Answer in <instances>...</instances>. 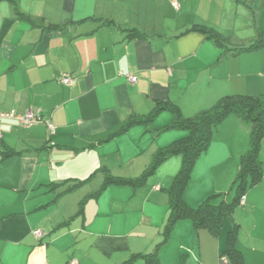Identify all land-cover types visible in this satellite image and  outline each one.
<instances>
[{"label": "crops", "instance_id": "0c3cea01", "mask_svg": "<svg viewBox=\"0 0 264 264\" xmlns=\"http://www.w3.org/2000/svg\"><path fill=\"white\" fill-rule=\"evenodd\" d=\"M231 94L264 95V0H0V112L55 126L0 120V264H146L160 243V264H217L233 230L241 263L264 264V176L217 231L186 217L165 233L181 154L101 191L105 169L136 179L184 134L161 131L169 107L192 117ZM251 127L235 113L217 125L191 207L233 200ZM260 156L264 168V137Z\"/></svg>", "mask_w": 264, "mask_h": 264}, {"label": "trees", "instance_id": "16d2710c", "mask_svg": "<svg viewBox=\"0 0 264 264\" xmlns=\"http://www.w3.org/2000/svg\"><path fill=\"white\" fill-rule=\"evenodd\" d=\"M128 32L129 38L140 35L136 29L128 30ZM253 48L256 46L253 45L245 50L250 51ZM169 109L173 113V119L167 126L162 127L161 131L181 130L184 134H180L179 138L168 146L160 148L145 172L136 179L115 177L105 169V183L101 191L110 184L129 185L131 187L143 184L163 162L174 155L181 154L183 156L182 168L169 188L170 213L168 223L165 226V233L167 234L178 220L186 217L193 219L196 228L207 227L211 231H217L228 219L232 218L236 207L242 205L241 198L246 196L247 190L257 185L264 176L263 162L260 156V144L264 137V95H226L219 99L212 108L199 112L192 117L183 116L178 108L169 107ZM231 113L249 120L252 125L251 145L240 158V170L234 182L235 196L230 202L221 201L218 204L212 202L214 196H211L198 208H193L185 198L186 185L198 157L211 142L217 125ZM154 117L155 113H152L146 115L145 119L138 120L149 124ZM135 121L131 119L125 127L130 126ZM101 191L96 194H100ZM84 204L85 201L82 205ZM236 238V232L233 230L229 235V248L224 254L228 255L232 264H242L240 251L236 246ZM160 246L161 243L154 252L142 255L146 264H160L158 256Z\"/></svg>", "mask_w": 264, "mask_h": 264}, {"label": "built area", "instance_id": "2783aa9c", "mask_svg": "<svg viewBox=\"0 0 264 264\" xmlns=\"http://www.w3.org/2000/svg\"><path fill=\"white\" fill-rule=\"evenodd\" d=\"M128 77H129L130 82H132V83L137 82L136 76L129 75ZM60 80L66 85H73L76 82L75 78L71 77V75L66 74V73L61 76ZM3 118L16 119L19 121L20 125L25 127V128H29V127L34 126L37 123L43 122L49 128L51 133L55 132V126L53 125V123L51 121L44 120L39 115L35 114L32 110H30L29 112H27L25 114H19V113H16L15 111H12L10 113L0 112V120ZM1 138H2V134L0 132V139ZM245 198H246V196H243L241 198V204L242 205L245 203ZM35 235L37 237H41V236H43V233L41 231H36ZM67 264H78V261L76 259H72ZM217 264H232V263L230 262L228 255L222 254L220 256V259H219Z\"/></svg>", "mask_w": 264, "mask_h": 264}, {"label": "rangeland", "instance_id": "374dc122", "mask_svg": "<svg viewBox=\"0 0 264 264\" xmlns=\"http://www.w3.org/2000/svg\"><path fill=\"white\" fill-rule=\"evenodd\" d=\"M230 48V47H229ZM170 131H175V130H170ZM216 130H214V132H215ZM251 135V134H250ZM146 143H145V147H144V149L145 150H147V148H148V146H149V144H150V139H147L146 141H145ZM213 168V170H214V175H215V172H216V168H215V166H213L212 167ZM179 172V171H178ZM178 174V173H177Z\"/></svg>", "mask_w": 264, "mask_h": 264}]
</instances>
